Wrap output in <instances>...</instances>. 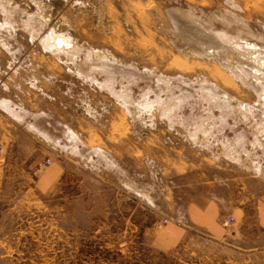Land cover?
Masks as SVG:
<instances>
[{
    "label": "rangeland",
    "instance_id": "rangeland-1",
    "mask_svg": "<svg viewBox=\"0 0 264 264\" xmlns=\"http://www.w3.org/2000/svg\"><path fill=\"white\" fill-rule=\"evenodd\" d=\"M176 10L264 48V0H0V264H264L188 219L264 194V84Z\"/></svg>",
    "mask_w": 264,
    "mask_h": 264
},
{
    "label": "bare ground",
    "instance_id": "bare-ground-1",
    "mask_svg": "<svg viewBox=\"0 0 264 264\" xmlns=\"http://www.w3.org/2000/svg\"><path fill=\"white\" fill-rule=\"evenodd\" d=\"M173 17L177 22L174 43L178 49H192L196 54L206 56L205 59L218 60L242 82L254 78L251 86L258 91L261 89L260 83L264 84V48L252 44L249 39L241 43L242 36L231 37L225 31L210 28L193 14L176 10Z\"/></svg>",
    "mask_w": 264,
    "mask_h": 264
},
{
    "label": "crops",
    "instance_id": "crops-1",
    "mask_svg": "<svg viewBox=\"0 0 264 264\" xmlns=\"http://www.w3.org/2000/svg\"><path fill=\"white\" fill-rule=\"evenodd\" d=\"M7 115L14 118L8 110ZM188 207L190 216L188 219L193 225L211 231L216 225L217 219L223 220L232 216L233 224L230 228V237L242 241L248 238L247 235L257 232L260 235L261 243L256 244V246L257 248H264V194L255 199H247L240 204L227 207L218 202L217 198L204 193L194 196ZM254 234L253 236L258 238ZM227 238L225 235L226 240ZM240 245H237V248L243 250L245 246Z\"/></svg>",
    "mask_w": 264,
    "mask_h": 264
},
{
    "label": "built area",
    "instance_id": "built-area-1",
    "mask_svg": "<svg viewBox=\"0 0 264 264\" xmlns=\"http://www.w3.org/2000/svg\"><path fill=\"white\" fill-rule=\"evenodd\" d=\"M47 163L49 164V163H50V160H47ZM232 221H233V217H232V216H229V217L223 219V220H222V223H223V224H229V223H231Z\"/></svg>",
    "mask_w": 264,
    "mask_h": 264
}]
</instances>
